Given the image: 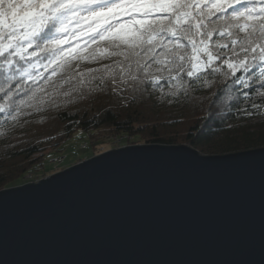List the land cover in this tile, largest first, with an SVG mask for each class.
<instances>
[{
    "label": "snow or ice",
    "instance_id": "1",
    "mask_svg": "<svg viewBox=\"0 0 264 264\" xmlns=\"http://www.w3.org/2000/svg\"><path fill=\"white\" fill-rule=\"evenodd\" d=\"M113 57H122L113 61L115 68L103 63ZM164 72L177 89L187 84L184 75L197 81L204 72L231 77L223 96L213 93L211 104L264 120V0H0V113L5 121H17L26 106L43 103L49 88L71 95L87 86L119 95L131 86L132 93L151 99L149 81L158 82L163 77L155 73ZM236 84L241 88L234 89ZM6 134L0 125V136ZM10 195L0 194V210ZM256 244L250 237L247 247L220 258L179 254L0 264H264V170L259 260L252 253Z\"/></svg>",
    "mask_w": 264,
    "mask_h": 264
},
{
    "label": "water",
    "instance_id": "2",
    "mask_svg": "<svg viewBox=\"0 0 264 264\" xmlns=\"http://www.w3.org/2000/svg\"><path fill=\"white\" fill-rule=\"evenodd\" d=\"M262 159L264 146L206 154L130 144L3 188L12 195L0 210V260L220 258L250 237L259 260Z\"/></svg>",
    "mask_w": 264,
    "mask_h": 264
},
{
    "label": "trees",
    "instance_id": "3",
    "mask_svg": "<svg viewBox=\"0 0 264 264\" xmlns=\"http://www.w3.org/2000/svg\"><path fill=\"white\" fill-rule=\"evenodd\" d=\"M115 59L122 57L106 59L103 63L115 68ZM224 71H228L226 66ZM253 73L258 74V69H253ZM155 75L163 78L158 82L149 81L153 84L149 89L151 99L147 93L143 96L139 92L132 93L131 86L128 92L119 95L109 89L91 90L87 86L72 91L71 95L49 88L48 94L42 96L44 102L34 107L26 106L17 121H5L6 114L0 113V125L7 131L0 136V190L22 183L27 172L47 169L49 153L77 132L88 136L94 141L93 145L97 139L106 137H125L128 141L137 137L140 143H186L206 154L264 146L261 117L243 116L234 109L228 111L210 102L215 100L213 93L223 96L221 89L231 85V77L204 72L200 73L202 79L197 81L184 75L187 84L177 89L174 87L176 81L169 79L167 72ZM205 79L210 83H205ZM233 87L239 89L241 85ZM71 88L72 84L66 86L67 90ZM173 91L178 95H170ZM244 91L260 102L251 89ZM132 95L137 99L133 100ZM241 107L250 108V104L242 103ZM47 175L45 172L43 176Z\"/></svg>",
    "mask_w": 264,
    "mask_h": 264
},
{
    "label": "rangeland",
    "instance_id": "4",
    "mask_svg": "<svg viewBox=\"0 0 264 264\" xmlns=\"http://www.w3.org/2000/svg\"><path fill=\"white\" fill-rule=\"evenodd\" d=\"M93 142L94 141H92L88 136L77 132L73 138L65 141L59 147H55L53 151L49 153L48 161L46 163L47 169H42L39 171L37 170L35 172H27L25 179L21 180L22 183L16 185L24 184L29 181H38L46 177L43 176L45 172H47V176H49L65 169L70 165L83 161L94 155H98L102 152L119 148L121 146L140 143L138 142L137 137L130 138V141H128L125 137L122 139L106 137L104 139H97L95 145H93Z\"/></svg>",
    "mask_w": 264,
    "mask_h": 264
}]
</instances>
